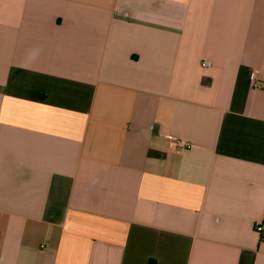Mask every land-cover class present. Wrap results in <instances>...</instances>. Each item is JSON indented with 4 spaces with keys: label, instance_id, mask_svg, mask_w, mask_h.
<instances>
[{
    "label": "crops",
    "instance_id": "1",
    "mask_svg": "<svg viewBox=\"0 0 264 264\" xmlns=\"http://www.w3.org/2000/svg\"><path fill=\"white\" fill-rule=\"evenodd\" d=\"M260 223L264 0H0V264H264Z\"/></svg>",
    "mask_w": 264,
    "mask_h": 264
},
{
    "label": "built area",
    "instance_id": "2",
    "mask_svg": "<svg viewBox=\"0 0 264 264\" xmlns=\"http://www.w3.org/2000/svg\"><path fill=\"white\" fill-rule=\"evenodd\" d=\"M204 64H205V66H210L209 62H205ZM252 79H253V82L255 83V86H258L257 73L256 72L253 73ZM181 145L186 146L187 143L181 141ZM255 228H256V231L261 235V239L264 240V224L260 223V224L256 225Z\"/></svg>",
    "mask_w": 264,
    "mask_h": 264
},
{
    "label": "clouds",
    "instance_id": "3",
    "mask_svg": "<svg viewBox=\"0 0 264 264\" xmlns=\"http://www.w3.org/2000/svg\"><path fill=\"white\" fill-rule=\"evenodd\" d=\"M30 58H33V57H30Z\"/></svg>",
    "mask_w": 264,
    "mask_h": 264
}]
</instances>
